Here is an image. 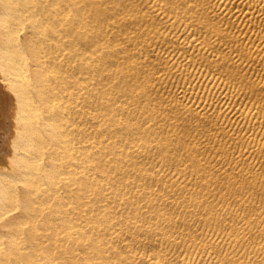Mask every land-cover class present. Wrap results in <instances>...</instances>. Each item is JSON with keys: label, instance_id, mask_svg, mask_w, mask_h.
Listing matches in <instances>:
<instances>
[{"label": "bare ground", "instance_id": "obj_1", "mask_svg": "<svg viewBox=\"0 0 264 264\" xmlns=\"http://www.w3.org/2000/svg\"><path fill=\"white\" fill-rule=\"evenodd\" d=\"M155 1L207 46L238 41L209 0ZM149 20L139 0H0V264H264V186L221 178L190 138L200 112L165 106Z\"/></svg>", "mask_w": 264, "mask_h": 264}, {"label": "rangeland", "instance_id": "obj_2", "mask_svg": "<svg viewBox=\"0 0 264 264\" xmlns=\"http://www.w3.org/2000/svg\"><path fill=\"white\" fill-rule=\"evenodd\" d=\"M139 1L149 14V21L165 22L164 39L150 45L162 68L157 87L165 106L200 112L202 124L190 125V138L221 178L225 173L237 174L240 168L250 169L257 183L264 186V150H256L258 142H264V120L260 117L264 110V84H258L264 78V62L240 53L242 46H253L252 49L264 53V0H209L215 9V19L224 20V28L238 39L218 42L214 36L209 39V46L191 26L165 15L155 0ZM219 54L228 59L230 67L254 80L261 94L254 97L239 83V76L228 78L226 71L219 70L216 67ZM204 57H208L210 64ZM0 107L4 108L1 98ZM239 110L252 111L250 116L242 117ZM1 133L0 126V149ZM213 239L223 244L225 235L216 233ZM211 258L198 255L195 262L209 264Z\"/></svg>", "mask_w": 264, "mask_h": 264}]
</instances>
